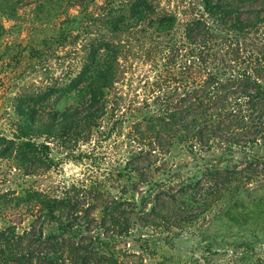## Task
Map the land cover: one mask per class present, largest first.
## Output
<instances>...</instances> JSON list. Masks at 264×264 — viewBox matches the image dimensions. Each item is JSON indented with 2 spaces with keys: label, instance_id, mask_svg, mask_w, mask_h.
I'll use <instances>...</instances> for the list:
<instances>
[{
  "label": "trees",
  "instance_id": "1",
  "mask_svg": "<svg viewBox=\"0 0 264 264\" xmlns=\"http://www.w3.org/2000/svg\"><path fill=\"white\" fill-rule=\"evenodd\" d=\"M66 1L78 8L69 22L78 31L69 24L58 39L79 67L63 90L77 101L43 113L56 88L19 96L15 136L0 135V158L35 174L51 166L46 142L55 139L70 160L95 164L92 148L76 157L72 146L96 148L127 123L113 178L147 183L174 146L206 163L204 177L176 189L151 182L138 202L93 194L81 181L25 189L15 203L31 221L0 227V264H124L111 245L130 234L134 214L170 229L264 182V0ZM240 240L225 249L226 264H264V237L248 231Z\"/></svg>",
  "mask_w": 264,
  "mask_h": 264
},
{
  "label": "rangeland",
  "instance_id": "2",
  "mask_svg": "<svg viewBox=\"0 0 264 264\" xmlns=\"http://www.w3.org/2000/svg\"><path fill=\"white\" fill-rule=\"evenodd\" d=\"M68 5L66 0L0 1V23L3 25L0 34V135L15 136L18 119L15 104L21 95L56 88L57 92L42 107L39 106L41 112L75 105L76 95L65 93L63 88L78 69L79 56L75 51L67 53L58 39L69 24L73 25L74 32L78 31L76 22L69 23L78 14V8ZM147 69L142 68L143 71ZM154 73L152 71L149 75L154 77ZM133 85L138 87V93L145 92L143 82ZM126 124L123 128H115V135L108 140L99 139L101 144L96 148L92 146L95 142L89 146L80 142V145L72 146L76 157L80 151L92 148L97 157L95 164L70 160L68 150L55 139L46 142L51 166L41 168L35 174L24 175L16 168L14 159L0 158V227L12 224L21 230L28 226L31 218L23 206H17L15 202L16 197L30 187L49 192L64 183L81 181L93 187V194H118L138 202L140 196L147 194L151 182H163L176 189L203 179L206 163L192 157L180 146H174L164 160L154 164L147 183L138 175L129 179L113 178L110 172L115 158L125 155L120 140L126 133ZM38 141L41 142L42 138ZM241 158L237 152L231 163L239 164ZM251 186L244 190L240 200L230 194L212 210L170 229L159 225L143 226L146 214H134L130 234L114 242L111 251L124 264L205 261L226 264L229 260L225 249L230 243H239L248 231L264 237V182L257 184L258 191ZM152 191L158 193V187L154 186ZM146 207H151L150 202Z\"/></svg>",
  "mask_w": 264,
  "mask_h": 264
}]
</instances>
